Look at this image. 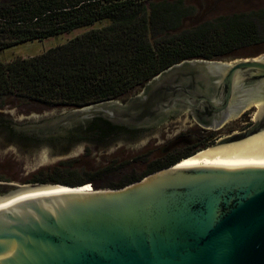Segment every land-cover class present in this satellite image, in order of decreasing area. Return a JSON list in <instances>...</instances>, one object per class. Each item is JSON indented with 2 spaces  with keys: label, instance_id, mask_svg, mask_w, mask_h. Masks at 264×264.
Wrapping results in <instances>:
<instances>
[{
  "label": "water",
  "instance_id": "95a60500",
  "mask_svg": "<svg viewBox=\"0 0 264 264\" xmlns=\"http://www.w3.org/2000/svg\"><path fill=\"white\" fill-rule=\"evenodd\" d=\"M263 102L264 52L184 59L126 101L70 107L27 124L0 121L38 138L79 137L93 133L83 126L94 118L137 127L182 105L200 124H224ZM255 119L254 134L118 188L0 180V264H264V104ZM7 139L26 151L47 143L66 152L81 142Z\"/></svg>",
  "mask_w": 264,
  "mask_h": 264
},
{
  "label": "trees",
  "instance_id": "16d2710c",
  "mask_svg": "<svg viewBox=\"0 0 264 264\" xmlns=\"http://www.w3.org/2000/svg\"><path fill=\"white\" fill-rule=\"evenodd\" d=\"M192 11L184 0H0V52L80 26L89 28L43 53L0 60V100L81 107L127 95L184 59L230 58L264 40V11L194 24L189 23ZM0 125L24 140L72 143L78 138H38L6 120ZM145 157L147 168L142 172L119 168L121 176L90 183L93 188H118L170 166ZM169 158L179 159L173 154Z\"/></svg>",
  "mask_w": 264,
  "mask_h": 264
},
{
  "label": "rangeland",
  "instance_id": "374dc122",
  "mask_svg": "<svg viewBox=\"0 0 264 264\" xmlns=\"http://www.w3.org/2000/svg\"><path fill=\"white\" fill-rule=\"evenodd\" d=\"M184 1L187 5L192 6L193 11L189 19V23L192 24L228 14H252L253 12L264 11V0ZM87 29H89L88 26H80L69 32L46 39L19 43L2 50L0 60L10 61L18 56L27 57L43 53L51 47L65 43ZM242 49L238 50L237 54L236 51H233L234 57L263 53L264 40L247 47V49ZM223 59L229 58L224 57ZM128 96L127 94L122 98ZM66 108H70V106H46L18 98H6L0 100V117L12 116L18 123L27 124L60 115ZM253 113L254 110H252ZM159 133V130L154 131L152 136L155 137ZM156 142L153 138L150 142L145 141V143H139L138 140L134 142L122 139L111 146H106L90 141H81L66 152L43 143L32 151H26L20 149L7 138L1 137L0 180L18 184L37 182L69 186H78L68 184L69 182H85V185L89 187L91 185L90 180L101 184L121 176L122 173L120 174L119 168L122 170L127 167L128 169H135L137 172L144 171L147 168L145 155L148 154L150 159L153 158L158 153L159 147L162 146V143Z\"/></svg>",
  "mask_w": 264,
  "mask_h": 264
},
{
  "label": "flooded vegetation",
  "instance_id": "af4514ba",
  "mask_svg": "<svg viewBox=\"0 0 264 264\" xmlns=\"http://www.w3.org/2000/svg\"><path fill=\"white\" fill-rule=\"evenodd\" d=\"M234 58L239 57H230L229 59ZM147 81L137 86L128 94V97L122 98L121 96L118 98H121L122 101H126L133 97H137L147 87ZM211 93H213V91H211ZM252 110H254L253 114ZM257 111V104L252 103L240 114L224 124H200L193 117L191 110L182 105L161 115L149 124L137 127L115 125L102 118H94L92 121L85 123L87 124L86 126H83V132L93 133L79 136L75 142L96 140L101 144H107L115 140L128 139L134 142L138 140L139 143H145V141L150 142L153 138L157 141L156 143H162V146L159 147L158 153H156L151 160L163 163L164 166L173 165L177 161H173V158H169L171 154H173L174 158H179L176 159L179 161L199 151L214 147V145H221L230 137L238 135L235 139L239 140L254 134L256 131L252 130L256 125L255 117ZM157 130H159L160 133L153 137L152 133ZM0 133H4L7 138L13 136L9 131L4 130L1 125ZM27 141L39 142L40 140L29 139Z\"/></svg>",
  "mask_w": 264,
  "mask_h": 264
},
{
  "label": "bare ground",
  "instance_id": "6f19581e",
  "mask_svg": "<svg viewBox=\"0 0 264 264\" xmlns=\"http://www.w3.org/2000/svg\"><path fill=\"white\" fill-rule=\"evenodd\" d=\"M263 104H264V102H263ZM263 104L262 105H257L258 106V111L259 110H261V108H262V106H263ZM257 111V112H258ZM202 151H204V150H202ZM202 151H199V152H197L196 154H198V153H200V152H202ZM196 154H193V155H190V156H188V157H185V158H183V159H181L180 161H179V163H181V162H183V161H185V160H187V159H189V158H191V157H193V156H195ZM178 163V164H179ZM58 185H60V186H63V187H66V188H69V189H71V190H73L74 188L75 189H80V190H89V189H91V187L89 188L87 185H85V184H83V185H81V186H76V187H71V186H69V185H62V184H58Z\"/></svg>",
  "mask_w": 264,
  "mask_h": 264
}]
</instances>
